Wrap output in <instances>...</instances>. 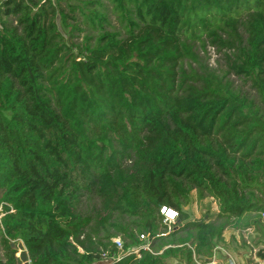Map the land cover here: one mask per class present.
<instances>
[{
	"label": "trees",
	"instance_id": "1",
	"mask_svg": "<svg viewBox=\"0 0 264 264\" xmlns=\"http://www.w3.org/2000/svg\"><path fill=\"white\" fill-rule=\"evenodd\" d=\"M0 201V264H204L264 220V0H0Z\"/></svg>",
	"mask_w": 264,
	"mask_h": 264
},
{
	"label": "rangeland",
	"instance_id": "2",
	"mask_svg": "<svg viewBox=\"0 0 264 264\" xmlns=\"http://www.w3.org/2000/svg\"><path fill=\"white\" fill-rule=\"evenodd\" d=\"M208 50L209 51L207 52V55L203 51H199V54L202 56V61L205 62L206 64H208L209 67H213L220 74H224L225 71H226V67H225V62H224L223 57L219 53H216L214 51V49L211 48V47H208ZM227 78L231 79V80L235 79L232 75H227ZM235 82H238V80H235ZM99 200L100 199L97 196H95L93 198H89L85 202L84 205H86V208L88 209L87 210L88 213H95L96 212V213H98L99 216H104L105 212H103L100 209V201ZM217 209L218 208H217L216 202H214L211 198H205V199H202V200H198L195 197V192L194 191L192 192V199H191L190 203L185 207V210H187V212L189 213L190 218L191 219H196V220L201 219L202 216L205 215V214L209 215L210 218L213 219L214 214H216V212H217ZM179 223L180 222L177 220L175 225L176 224L178 225ZM230 227L231 226H228L225 229V231H224V233L222 235L221 241L220 242L218 241L216 243L215 247H218V246L221 247V250H217L216 255H218L220 257L222 255H224V256H226V258H230V256L232 255L231 257H233V251L234 250L236 251L235 248H238L239 246H241V244H245L249 248V252H252V254L255 253V251H258L259 249L264 248V243H262L261 246L260 245L257 246L255 244H253V241L255 242V240H253V236H255V232L254 231L248 235L249 239H250L249 240L250 241V244H249L250 247H249L245 242H243V243L241 242L242 241V226L233 224L232 225V227L234 229L233 233L231 232V230H229ZM227 236L230 237V238H233V242L230 241L226 245L224 239ZM145 237L148 239V241L150 240V238H148L147 236H145ZM115 239L117 240V239H120V238L117 237ZM238 240H240V241H238ZM13 242H15L14 244L16 245L20 241L16 240V241H13ZM235 242H236V244H235ZM146 245H149V242ZM19 254H20V250L18 249V252H16L15 256L19 257ZM105 261L106 260H101V261L96 262L94 264H105ZM167 263L168 264H180V263H182V259L175 258V257H172V259L168 258Z\"/></svg>",
	"mask_w": 264,
	"mask_h": 264
},
{
	"label": "crops",
	"instance_id": "3",
	"mask_svg": "<svg viewBox=\"0 0 264 264\" xmlns=\"http://www.w3.org/2000/svg\"><path fill=\"white\" fill-rule=\"evenodd\" d=\"M247 222L248 223H247L245 228L242 226V241L241 242L242 243L245 242L246 244H248L245 237L247 236V239H249L248 235L254 231L255 236H253V240H255V242L253 241V244H255L257 246H259V245L261 246L262 243H264V238H263L264 237V220L261 219L259 221V223H255V220H252L250 218V220H247ZM229 230H231V232L233 233L234 229L231 226ZM240 240H238V241H240ZM224 241H225V244L227 245L230 241L233 242V238H230L227 236L224 239ZM257 242H258V244H257ZM235 244H236V242H235ZM235 249H236V251L235 250L233 251V257H231L232 255L230 256V258L232 259L234 264H264V259L257 257V255H256L257 251H255V253H253L254 254L253 255L252 252H249V248L245 244H241V246H239L238 248H235ZM215 264H227L226 256L222 255L220 257V256L216 255Z\"/></svg>",
	"mask_w": 264,
	"mask_h": 264
},
{
	"label": "built area",
	"instance_id": "4",
	"mask_svg": "<svg viewBox=\"0 0 264 264\" xmlns=\"http://www.w3.org/2000/svg\"><path fill=\"white\" fill-rule=\"evenodd\" d=\"M5 207L11 208V206L8 203L0 201V221H1L2 216H4L6 214V210H4ZM160 213L163 216L162 221L167 227L166 233H168L172 229L173 225L178 220V211L175 210L172 207L162 206L160 208ZM261 215L263 216V214H261ZM163 234H165V233H163ZM140 238L143 239V238H145V236L144 235H140ZM246 240H247V243L250 244V241H249V239H247V237H246ZM113 242L116 244L118 253H117V255H114V256L110 257L109 259H105L106 261L110 260V262H113V261H116L119 258H121L123 256L122 254H125L127 252L130 253V252H137L138 251V248L134 247V248H130V250H125L126 252H124V249H123V246H122V241L120 239H117V240L114 239ZM141 247L143 249H145V250H149V245H144V246H141ZM131 249H133V250H131ZM217 250H221V248L220 247H215L213 249L210 261H208V262H206L204 264H215ZM197 264H202V263L197 261ZM227 264H234V262L232 261L231 258H227Z\"/></svg>",
	"mask_w": 264,
	"mask_h": 264
},
{
	"label": "water",
	"instance_id": "5",
	"mask_svg": "<svg viewBox=\"0 0 264 264\" xmlns=\"http://www.w3.org/2000/svg\"><path fill=\"white\" fill-rule=\"evenodd\" d=\"M11 245L14 246V243L12 242ZM17 248L20 250L19 258L22 260V262L28 264V254L27 250L24 248L23 243H17Z\"/></svg>",
	"mask_w": 264,
	"mask_h": 264
}]
</instances>
